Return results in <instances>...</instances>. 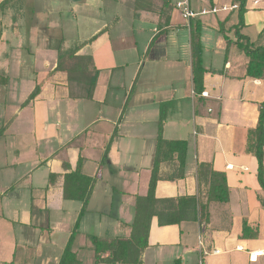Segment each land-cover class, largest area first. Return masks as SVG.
I'll list each match as a JSON object with an SVG mask.
<instances>
[{"label":"crops","instance_id":"0c3cea01","mask_svg":"<svg viewBox=\"0 0 264 264\" xmlns=\"http://www.w3.org/2000/svg\"><path fill=\"white\" fill-rule=\"evenodd\" d=\"M238 1L153 0L136 11L135 0H0V264L59 263L82 206L63 198L64 175L79 159L81 174L96 180L72 253L95 264L89 236L127 238L122 225L133 221L134 196L147 192L163 105V138L187 150L184 178L159 181L155 197L203 196L204 163L225 175L228 202L210 203L205 225L159 227L153 218L141 264H264L263 192L245 153L264 80L245 76L249 60L232 30ZM183 6L202 24L204 97L193 91ZM263 29L264 0H246L240 34L256 44ZM56 40L92 58L91 100L69 98L67 74L54 72ZM23 82L28 96L36 85L39 94L9 112L7 97ZM244 224L254 237H242Z\"/></svg>","mask_w":264,"mask_h":264},{"label":"trees","instance_id":"16d2710c","mask_svg":"<svg viewBox=\"0 0 264 264\" xmlns=\"http://www.w3.org/2000/svg\"><path fill=\"white\" fill-rule=\"evenodd\" d=\"M153 0H135V10H151ZM7 2V1H6ZM3 2L0 6L6 4ZM246 0L238 1V23L232 30L235 31L236 46L249 60L246 67V77L264 80V29L258 37L257 43H251L247 37L240 34L243 27V14ZM219 32L226 34L223 25H219ZM202 24L198 19H189L190 44L192 56V84L196 95L203 91V76L205 70L202 64V46L200 42ZM227 44L228 39L225 37ZM80 46L63 47L60 40L56 47V67L54 72L67 74L69 98L75 100H91L97 82L98 71L94 68L90 56L77 55ZM40 85H36L21 105L25 107L39 94ZM165 106L160 107L159 121L153 163L148 182L147 192L144 196H134V217L129 226L127 238H114L103 240L96 236H89L93 247L95 264H141L142 254L147 248L151 220L155 218L159 227L180 225L183 222H199L205 225L209 221V204L228 202V189L226 177L222 173L213 171L210 164L197 165L199 185L204 187V195L178 196L175 198L157 199L155 188L159 181H178L184 178L187 143L182 140H166L163 138V127L166 120ZM111 140L106 146L101 165L106 163V154ZM263 144H264V102L260 105L257 125L247 133L245 153L255 157L257 161V181L263 192L258 200L264 206V172H263ZM82 160L79 159L73 172L64 175L63 198L68 201L81 203L72 233L58 264H81L71 246L79 228V223L86 213L87 204L91 196L95 178L81 174ZM251 230L244 224L242 237H254ZM249 232V233H248Z\"/></svg>","mask_w":264,"mask_h":264},{"label":"rangeland","instance_id":"374dc122","mask_svg":"<svg viewBox=\"0 0 264 264\" xmlns=\"http://www.w3.org/2000/svg\"><path fill=\"white\" fill-rule=\"evenodd\" d=\"M181 1H186V4H187V1H190L191 7L194 4V0H181ZM184 5H185V3H184ZM183 8H184V6H183ZM53 37H54V34H53ZM53 43H54V41H53ZM57 43H58V41L56 40L55 47L57 46ZM27 91H28V82L19 83V85H17L16 91L12 95H9L7 97V100H10L8 102V104H9V106H11L10 107L11 110L9 112H12L14 110V108L16 106L15 104L18 102V100L23 101L25 98H28L29 93H27ZM7 113H8V111H7ZM0 114H1V110H0ZM25 114H27V112H25ZM77 123H78V121H77ZM0 125H2L1 121H0ZM18 125H20V124H18Z\"/></svg>","mask_w":264,"mask_h":264},{"label":"built area","instance_id":"2783aa9c","mask_svg":"<svg viewBox=\"0 0 264 264\" xmlns=\"http://www.w3.org/2000/svg\"><path fill=\"white\" fill-rule=\"evenodd\" d=\"M178 6H180V5H178ZM192 17H193V14L188 10L187 7H185V8L183 9V12H182V18L185 19V20H188V19H190V18H192ZM201 95L204 97L206 94L202 93ZM199 245L202 246V243L199 242ZM216 252H217V251H215V253H216ZM206 254H207V253H206L205 251H203V255H206ZM253 258H254V257H253ZM199 264H201V262H200Z\"/></svg>","mask_w":264,"mask_h":264}]
</instances>
